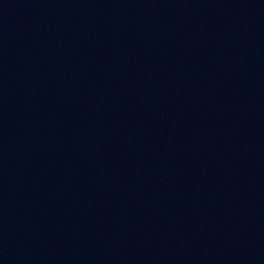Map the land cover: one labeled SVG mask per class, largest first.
I'll use <instances>...</instances> for the list:
<instances>
[{
	"label": "water",
	"instance_id": "obj_1",
	"mask_svg": "<svg viewBox=\"0 0 264 264\" xmlns=\"http://www.w3.org/2000/svg\"><path fill=\"white\" fill-rule=\"evenodd\" d=\"M0 264H264V0H0Z\"/></svg>",
	"mask_w": 264,
	"mask_h": 264
}]
</instances>
